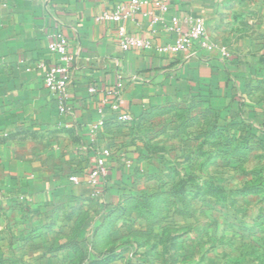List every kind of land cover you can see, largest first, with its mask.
I'll use <instances>...</instances> for the list:
<instances>
[{"label":"crops","instance_id":"crops-1","mask_svg":"<svg viewBox=\"0 0 264 264\" xmlns=\"http://www.w3.org/2000/svg\"><path fill=\"white\" fill-rule=\"evenodd\" d=\"M128 1L0 0V215L29 218L21 222L24 230L54 231L59 244L89 240L85 264L124 243L112 237L124 229L122 220L110 228L100 223L124 204L133 176L148 167L147 155L165 133L158 134L156 121L196 104V114L235 116L264 138V0H144L124 25L152 48L122 51L118 26L97 18ZM156 2L168 10L159 14ZM156 15L161 21L152 23ZM173 18L183 29L186 20H200L216 51L189 59L192 50L157 53L177 37ZM55 34L66 39L74 59L66 112L43 86L57 63L47 49ZM221 49L230 59L221 60ZM117 95L131 122L117 120ZM101 118L98 144L111 156L107 191L95 196L84 181L94 163L86 127ZM82 214L91 225L79 223ZM56 256L60 263L76 261L72 252Z\"/></svg>","mask_w":264,"mask_h":264},{"label":"rangeland","instance_id":"rangeland-1","mask_svg":"<svg viewBox=\"0 0 264 264\" xmlns=\"http://www.w3.org/2000/svg\"><path fill=\"white\" fill-rule=\"evenodd\" d=\"M196 112L156 121L165 133L126 189L130 213L112 235L124 243L97 264H264V146L244 122L215 128ZM28 219L0 215V264H65L56 255L70 252L85 264L89 240L56 243L59 233L24 230Z\"/></svg>","mask_w":264,"mask_h":264},{"label":"built area","instance_id":"built-area-1","mask_svg":"<svg viewBox=\"0 0 264 264\" xmlns=\"http://www.w3.org/2000/svg\"><path fill=\"white\" fill-rule=\"evenodd\" d=\"M146 4L147 2L144 0H130L125 4L115 6L113 10L103 11L98 16V21L113 23L118 26V46L122 51L131 49L149 50L152 48L150 41L129 35L124 25L126 21L133 18ZM154 5L159 14L165 13L168 10V7L163 2H156ZM160 21L159 15L152 16V23H159ZM172 24L176 25L174 30L177 33V37L169 44L156 47L157 53L174 55L186 50H192L187 56L189 59L197 57L201 51L209 53L216 51L215 45L207 40L204 25L200 20H186L185 24L187 28L185 29L178 26L177 18L172 19ZM47 49L51 55L56 56L57 63L45 74L43 86L56 99L60 112H66L69 100V88L73 78L74 59L69 56L68 43L60 34H55L51 37ZM219 53L221 60L225 61L231 57L230 53L225 49H221ZM117 88H119V85H117ZM89 91L93 93L95 89L91 88ZM123 103L121 96L117 95L116 104L113 105V110L117 112V120L121 123L131 122L132 117L120 111ZM104 124V120L101 118L94 123L88 124L86 127L91 150L94 153V163L91 170L86 174L84 181L91 187L92 193L95 196L102 194L109 180L107 163L111 152L109 149L103 148L98 144V134L104 127ZM69 180L74 185H79L81 182L77 177H71Z\"/></svg>","mask_w":264,"mask_h":264},{"label":"trees","instance_id":"trees-1","mask_svg":"<svg viewBox=\"0 0 264 264\" xmlns=\"http://www.w3.org/2000/svg\"><path fill=\"white\" fill-rule=\"evenodd\" d=\"M196 110V104H191V105H188L184 108H177L175 110V112L177 113V118L179 119L180 116H188L189 113L193 112ZM207 110V109H206ZM171 112V111H170ZM202 112V111H201ZM201 112H199L198 114H200ZM207 112H209L207 110ZM210 114V113H209ZM160 115H165V114H161ZM193 116H197V115H193ZM211 116V119L213 120L214 124L213 126L216 128V127H222L224 126V124L226 122H229L230 120H237V121H242L244 122L245 124L248 125L249 128H251L257 135L256 137L260 140V142L263 144L264 146V138H262L261 136V133L258 129L254 128L251 124L241 120V119H237L234 117H229L228 119H224L220 116ZM226 117V116H225ZM134 177V176H133ZM132 180V179H131ZM107 185H108V182H107ZM107 185L105 186V188L103 189V193L107 191ZM130 199V196H128L126 198V201ZM126 201L124 202V204H126ZM124 204H122V206H115L112 210H110L106 215L102 218L101 220V223H100V227H106V228H110V227H113L115 226V224L120 221L122 218H124V216H127L129 213H130V210L123 207ZM90 264H97L95 261L94 262H91ZM103 264V263H101Z\"/></svg>","mask_w":264,"mask_h":264}]
</instances>
